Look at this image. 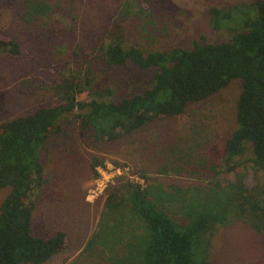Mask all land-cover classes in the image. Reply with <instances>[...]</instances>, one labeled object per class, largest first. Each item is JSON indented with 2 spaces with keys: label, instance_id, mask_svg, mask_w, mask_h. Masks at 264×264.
Instances as JSON below:
<instances>
[{
  "label": "trees",
  "instance_id": "obj_1",
  "mask_svg": "<svg viewBox=\"0 0 264 264\" xmlns=\"http://www.w3.org/2000/svg\"><path fill=\"white\" fill-rule=\"evenodd\" d=\"M128 1L134 13L146 8L144 0ZM25 6L35 19L53 10L46 0H26ZM208 13L212 28L232 33L228 40L145 53L125 44L116 28L99 47L108 66L132 64L151 72L140 92L114 101L106 98L112 96L109 89L85 90L91 79L81 84L70 78L57 87L58 102L0 123V189L10 188L0 205V264H43L69 246L63 232L53 237L31 234L33 195L41 186L49 139L64 117L76 112L83 142L90 136L96 142L114 141L152 122L181 116L188 105L207 100L236 80L235 129L224 143L221 161L213 162L203 152L210 141L206 135L196 145L189 143V150L180 147L189 153L166 158L157 170L170 176L203 173L205 185L164 186L142 171L141 183L117 179V186L106 190L99 223L117 211V244L127 239L126 250H135H113L111 264H208L218 227L238 221L264 234V0L210 7ZM19 52L16 40L0 31V58ZM83 93H89L87 100L78 99ZM102 160L93 159L92 179Z\"/></svg>",
  "mask_w": 264,
  "mask_h": 264
},
{
  "label": "rangeland",
  "instance_id": "obj_2",
  "mask_svg": "<svg viewBox=\"0 0 264 264\" xmlns=\"http://www.w3.org/2000/svg\"><path fill=\"white\" fill-rule=\"evenodd\" d=\"M46 1L52 12L46 19H35L26 14V0H0V31L14 38L20 50L16 56L3 54L0 58V123L58 102L56 89L70 78L81 84L91 79L85 90L109 89L112 96L106 98L114 101L140 92L151 79L150 71H140L132 64L108 66L103 60L99 47L109 42L116 28L125 44L145 53L189 48L194 42H223L232 33L210 26L209 8L258 0H144L146 8L141 13H134L135 7L126 0ZM87 94L78 99L87 100ZM239 94L240 82L236 80L207 100L188 105L181 116L152 122L114 141L96 142L90 136L83 142L76 112L64 117L49 139L41 186L33 195L31 234L53 237L63 232L69 246L43 264H111L108 257L114 255L113 250L126 253L130 249L133 253V247L125 248L127 239L117 244V211L111 210L102 225L99 223L106 190L117 186L118 180L99 197L88 198L95 179L93 159L128 165L130 180L138 183L142 171L164 186L205 185L203 173L170 176L157 170L165 166L166 158L189 153L180 147L189 150V143L196 145L206 135L210 141L203 152L213 162L221 161L224 143L235 129ZM9 191V187L0 189V205ZM208 264H264V234L238 221L218 227Z\"/></svg>",
  "mask_w": 264,
  "mask_h": 264
},
{
  "label": "built area",
  "instance_id": "obj_3",
  "mask_svg": "<svg viewBox=\"0 0 264 264\" xmlns=\"http://www.w3.org/2000/svg\"><path fill=\"white\" fill-rule=\"evenodd\" d=\"M95 171L97 176L94 179L93 186L88 191V198L95 199L99 197L117 179L132 178L130 167L119 162H104L97 166Z\"/></svg>",
  "mask_w": 264,
  "mask_h": 264
}]
</instances>
